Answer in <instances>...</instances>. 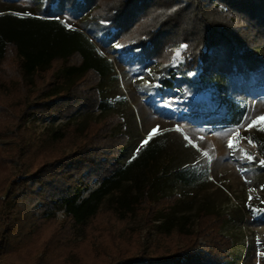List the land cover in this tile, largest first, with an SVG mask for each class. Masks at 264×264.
Listing matches in <instances>:
<instances>
[{"label": "rangeland", "instance_id": "obj_1", "mask_svg": "<svg viewBox=\"0 0 264 264\" xmlns=\"http://www.w3.org/2000/svg\"><path fill=\"white\" fill-rule=\"evenodd\" d=\"M48 1L0 0V13L46 16L43 10ZM53 8L64 23L84 32L112 61L114 71L100 84L110 106L107 111L81 109L68 116L29 113L39 99L33 94L51 80L54 68L25 79L20 59L10 51L0 64V71L4 69L0 74V156L5 160L0 162V182L20 176L23 163L28 167L22 175L29 174V165L43 153L70 152L83 139L81 132L90 121L101 125L104 116L115 112L123 124L112 131L124 140L115 157L121 167L136 158L146 145L142 142L156 129L148 142L160 145L159 166L166 164L158 185L179 195L177 216H187L192 232L158 233L154 226L161 221L154 220L149 210L155 204L120 219L107 202L87 225L71 230L72 221L63 212L52 220L43 219V212L34 217L27 200L14 204L11 199L4 205L6 193H1L0 244L4 220L14 218L18 232L9 235L7 249L0 245V262L106 264L114 254L160 255L194 244L208 255L218 254L216 259L222 258L225 264H264V119H258L264 116V69L234 74L218 87L200 91L198 73L182 67L185 43L169 46V61L146 60L137 45L122 48L113 41L108 22L100 17L77 14L66 1H56ZM228 100L242 106L233 119L239 123L229 120ZM253 120L256 125L249 127ZM19 129H27L24 139L35 145L24 157L18 151L19 141L24 140ZM61 130L69 135L56 142L53 136ZM180 170L185 178L177 175ZM137 171L136 167L133 173ZM139 178L143 180L144 175ZM125 184L130 194L136 193L133 181ZM98 185L92 180L83 195ZM201 209L206 211L199 213Z\"/></svg>", "mask_w": 264, "mask_h": 264}, {"label": "trees", "instance_id": "obj_2", "mask_svg": "<svg viewBox=\"0 0 264 264\" xmlns=\"http://www.w3.org/2000/svg\"><path fill=\"white\" fill-rule=\"evenodd\" d=\"M56 1H66L77 14L88 13L108 22L110 38L122 48L137 45L146 60L169 61V46L185 43L182 67L198 73L200 91L218 87L234 74L264 69V0H49L43 10L46 16L0 13V64L14 51L25 79L54 68L51 80L33 94L39 99L29 113L68 116L81 109L107 111L110 106L102 97L100 84L114 71L112 61L98 51L84 32L57 16L52 9ZM3 72L1 68L0 74ZM23 90L28 93L26 88ZM239 106L227 101L231 122H238L233 119L240 112ZM16 118L19 120L20 116ZM104 121L101 125L90 121L81 132L83 139L75 142L70 152L43 153L29 165V174L22 175L28 167L23 163L20 176L9 183V179L0 182V194L6 193L2 198L4 205L11 199H15L14 204L27 200L29 213L36 217L43 212L46 220L63 212L72 221L71 230H75L95 218L106 202L120 219L151 203L155 206L148 207L150 214L161 221L154 226L158 233L190 234L187 216H177L179 195L167 193L158 185L166 170V164L159 166L158 162L160 145L148 142L136 158L121 167L115 157L124 140L112 131L123 125L122 118L112 112L104 116ZM20 135L24 139L27 129ZM68 135L61 130L53 139L62 142ZM19 142L22 157L35 149L25 139ZM261 149L264 155V145ZM1 158L0 162H5ZM136 167L139 171L133 173ZM183 173L180 170L177 175L185 178ZM141 174L143 180L139 178ZM94 179L99 185L84 196ZM126 181H133L135 194L129 193ZM203 211L206 209L199 213ZM9 219L4 220L0 244L5 249L9 235L18 232L15 219ZM214 255L190 244L160 255L114 254L106 264H225L222 258L216 259L218 254Z\"/></svg>", "mask_w": 264, "mask_h": 264}, {"label": "snow or ice", "instance_id": "obj_3", "mask_svg": "<svg viewBox=\"0 0 264 264\" xmlns=\"http://www.w3.org/2000/svg\"><path fill=\"white\" fill-rule=\"evenodd\" d=\"M177 56H179V52H177ZM258 119H264V116L259 117ZM256 123H257V121L253 120L251 122V124H249V127H252L253 125H256ZM262 127H264V126H262ZM155 133H156V129H153L152 133L149 134V137L145 141H143L142 144H147L148 140H150L152 138V135H154ZM232 146H233V142L230 140L229 141V147H232ZM137 151H139V149ZM205 155H207V153H205ZM248 158L252 159L251 156H249ZM261 163L264 164V161H261Z\"/></svg>", "mask_w": 264, "mask_h": 264}]
</instances>
